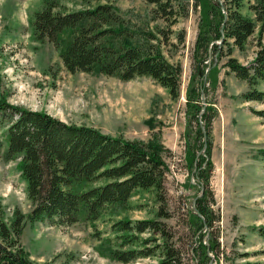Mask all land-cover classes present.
<instances>
[{
    "label": "rangeland",
    "instance_id": "obj_1",
    "mask_svg": "<svg viewBox=\"0 0 264 264\" xmlns=\"http://www.w3.org/2000/svg\"><path fill=\"white\" fill-rule=\"evenodd\" d=\"M108 0H63L65 9L79 10ZM222 1V0H221ZM134 28L155 35L166 58L183 66L181 95L174 99L169 91L148 76L122 80L115 76L69 71L60 50L49 40L34 37L35 12L43 0H0V97L10 103L48 113L78 124L100 128L112 135L147 140L158 135L171 149L166 156V206L171 217L165 221L179 250L181 264H197L200 241L210 237L218 241L216 254L209 252L212 264H264V118L254 114L264 103L244 101L241 94L249 89L246 81L225 67L228 56L210 54L204 80L208 91L202 100L213 105L216 116L212 125V159L215 168L208 197L216 218L213 228L196 233L191 227L196 183L185 163L186 92L195 65V49L199 32L200 6L196 0H183L185 16L166 21L157 16L155 5L147 0H110ZM255 3V0H251ZM248 0L242 12L255 18ZM185 11V12H186ZM256 32L244 50L233 48L232 56L249 64L256 56L264 36ZM183 35L185 41L180 42ZM227 48H224V53ZM214 58V59H213ZM212 61L214 62V65ZM216 67L217 85L212 86L209 71ZM264 90V80L258 84ZM4 143L7 138L2 134ZM18 160L5 161L0 152V220L11 225L16 211L25 216L21 244L37 264H150L157 258H140L123 263L104 257L96 247L103 237L113 236L111 220L119 218H154L160 207L156 191L138 190L132 207L119 214L106 212L92 223L80 220L74 224L31 222L28 215L33 204L28 198L27 184L18 169Z\"/></svg>",
    "mask_w": 264,
    "mask_h": 264
},
{
    "label": "trees",
    "instance_id": "obj_2",
    "mask_svg": "<svg viewBox=\"0 0 264 264\" xmlns=\"http://www.w3.org/2000/svg\"><path fill=\"white\" fill-rule=\"evenodd\" d=\"M63 0H43L35 12L34 37L49 40L59 50L65 67L71 72H87L131 80L148 76L165 87L176 99L181 95L183 66L169 61L155 35L132 27L117 5L108 0L79 10L65 9ZM155 5L157 16L166 21L188 14L183 0H147ZM200 6L199 32L195 65L186 92L185 163L196 178L197 189L191 213V227L201 232L213 228L216 218L209 203L212 159V125L216 116L213 105H204V77L211 53L228 56L225 67L248 83L241 94L244 101L264 103V43L259 42L256 56L244 64L232 56L233 48L244 50L260 24L264 36V0H248L255 18L242 12L245 0H196ZM186 11V12H185ZM180 42L185 37H179ZM227 52L224 53V48ZM214 59V58H213ZM214 65L215 61H212ZM217 68L209 71L213 87ZM264 118V107L252 109ZM2 134L7 138L4 143ZM9 162L19 159L18 169L27 184L33 207L27 216L31 222L74 224L80 220L96 222L106 213L119 214L132 207L130 200L138 190L156 191L160 207L154 218L111 220L113 236L103 237L96 249L100 255L123 263L140 258H157L150 264H181L179 250L171 243L173 235L165 221L171 214L166 206V178L170 170L166 156L171 152L154 135L147 140L112 135L100 128L69 122L45 110H34L10 103L0 97V152ZM264 160V148L260 151ZM26 216L21 211L8 225L0 220V264H37L21 244ZM264 234V226L259 228ZM219 244L214 237L200 241L197 264H212L209 252L216 254ZM44 264H54L46 262Z\"/></svg>",
    "mask_w": 264,
    "mask_h": 264
}]
</instances>
